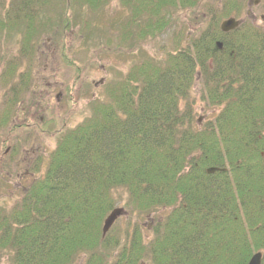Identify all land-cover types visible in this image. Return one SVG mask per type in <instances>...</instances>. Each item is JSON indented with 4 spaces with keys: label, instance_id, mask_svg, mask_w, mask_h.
I'll use <instances>...</instances> for the list:
<instances>
[{
    "label": "trees",
    "instance_id": "1",
    "mask_svg": "<svg viewBox=\"0 0 264 264\" xmlns=\"http://www.w3.org/2000/svg\"><path fill=\"white\" fill-rule=\"evenodd\" d=\"M113 1L0 2V42L16 39L23 52L76 31L88 44L97 34V46L119 37L133 55L88 117L59 135L12 216L0 207V248L12 249V264H74L81 254L86 264H247L258 252L264 264V22L221 33V20L238 17L244 3L216 0L205 4L211 19L197 38L156 59L141 44L205 0H118L122 17L106 40L97 19ZM196 75L219 109L202 128L180 110ZM119 203L135 221L163 215L148 235L136 224L120 244L110 231L101 236Z\"/></svg>",
    "mask_w": 264,
    "mask_h": 264
},
{
    "label": "rangeland",
    "instance_id": "2",
    "mask_svg": "<svg viewBox=\"0 0 264 264\" xmlns=\"http://www.w3.org/2000/svg\"><path fill=\"white\" fill-rule=\"evenodd\" d=\"M1 1L3 5L7 2ZM215 1L205 0L196 10L176 12L169 27L154 40L148 39L141 44L144 52L160 59L168 52L186 47L191 39L197 38L205 22L211 19L206 6ZM217 1L220 6L224 0ZM243 3L236 18L244 20L248 11L249 23L260 26V19L264 18L263 10L257 6L248 8V0H243ZM121 12L118 0H114L97 19V25L110 32L104 36L106 40H110L113 33L110 31L111 20L122 17ZM75 32L66 31L57 40H49L46 36L42 39L41 47H27L29 52L21 51V43L16 39L0 42L1 208L14 207L24 191L44 176L59 135L86 119L90 102L102 97L109 80L129 68L133 55L128 42L123 43L118 37L109 47L97 46V34L88 44ZM32 83L35 93H32ZM180 110H189L198 128L212 122L219 113L218 108L206 102L199 75L194 78L189 95L180 104ZM118 207L124 208L120 203ZM161 215L162 212L153 220L144 222L128 219L124 215L115 222L109 234L120 239L122 244L126 239L125 234H132L137 224V230L148 235L153 221ZM87 257V254H81L74 264H86ZM0 264H12L10 254L1 256Z\"/></svg>",
    "mask_w": 264,
    "mask_h": 264
},
{
    "label": "water",
    "instance_id": "3",
    "mask_svg": "<svg viewBox=\"0 0 264 264\" xmlns=\"http://www.w3.org/2000/svg\"><path fill=\"white\" fill-rule=\"evenodd\" d=\"M254 5L258 4V1H253ZM241 25L240 21H236L234 18H229L221 22L220 24V30L223 33H227L230 31H233L237 29ZM217 48L221 49V43H217ZM216 171H222L214 168H209L206 170L207 174H214ZM123 215V209L122 208H115L113 209L109 215L104 219L102 224V236L104 237L105 234L109 231V229L112 227L114 222ZM261 253H255L248 261L247 264H261Z\"/></svg>",
    "mask_w": 264,
    "mask_h": 264
},
{
    "label": "flooded vegetation",
    "instance_id": "4",
    "mask_svg": "<svg viewBox=\"0 0 264 264\" xmlns=\"http://www.w3.org/2000/svg\"><path fill=\"white\" fill-rule=\"evenodd\" d=\"M241 2H242V0H241ZM31 88H33V83H32V85H31ZM32 93H35V88H33L32 89ZM28 190L29 189H27V190H25L24 191V193H23V195L21 196V199H20V201L24 198V196L28 193ZM20 201L18 202V203H20ZM18 205V204H17ZM16 208V205L14 206V207H12V208H9V209H7V208H4V211H7L9 214H10V216H12V214H11V212L14 210ZM9 222L10 223H18L19 221H16V220H9ZM2 224H4V223H6V219L5 218H3V220H2V222H1ZM0 239H2L1 241L2 242H7V237H1ZM6 254H12V249L9 247V249H6V248H4V247H2V248H0V257L1 256H3V255H6Z\"/></svg>",
    "mask_w": 264,
    "mask_h": 264
}]
</instances>
